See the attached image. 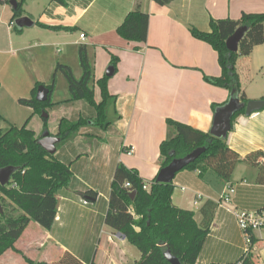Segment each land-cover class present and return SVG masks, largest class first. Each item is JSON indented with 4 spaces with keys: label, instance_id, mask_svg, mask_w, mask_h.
<instances>
[{
    "label": "crops",
    "instance_id": "0c3cea01",
    "mask_svg": "<svg viewBox=\"0 0 264 264\" xmlns=\"http://www.w3.org/2000/svg\"><path fill=\"white\" fill-rule=\"evenodd\" d=\"M64 1L62 5L53 0H25L23 16L30 17L33 25L21 30L15 28V19L11 20L13 8L8 3L9 23L0 24V120L10 121L11 117L18 122L28 114L33 116L32 109L17 100L29 97L37 82H52L56 64L67 63L66 53L56 54L54 50V46L62 44L65 50L69 48L71 56L72 51L76 56L78 47L85 45L90 61L89 47L93 46V70L97 71L94 80L104 75L102 70L110 65L111 55L117 56L115 72L107 81L110 96L105 115L110 124L101 129L89 123L77 133L88 149L76 151L74 136L57 146L55 155L70 162L72 178L68 188L57 194L53 225L47 230L29 222L15 242L16 250H11L19 252L22 259L13 260L8 250L0 262L23 264L24 257H28L53 263L67 251L83 264H132L140 258L139 250L104 223L114 169L122 163L135 169L145 182H151L160 169L159 145L167 136L168 118L209 132L214 113L211 105L227 102L230 94L203 80L204 75L221 74L217 53L208 43L195 39L189 28L209 31L211 18L238 19L243 12H264V0H172L165 5L153 0ZM136 8L149 14L147 40L141 44L127 42L116 33L125 15ZM235 68L246 99H263L264 85L250 88L248 77L264 69V44L238 57ZM49 69L53 70L52 77L47 75ZM96 95L95 91V98ZM98 96L97 102L99 89ZM68 97H53L52 102L58 104L47 109V118L58 105L69 107L81 101L63 102ZM2 102L21 114L17 117L13 111L7 113ZM84 103L77 114L62 117L90 115L91 109ZM57 131L58 123L49 133L56 135ZM226 143L241 158L264 151V108L249 116L243 113L235 117ZM130 148L132 153L128 155L125 151ZM256 177L257 169L245 162L235 165L228 183L211 171L185 169L175 175L172 202L193 211L198 224L202 218L200 207L208 200L217 203L195 264H235L246 249L254 264H264V238L253 232L256 241L247 248L241 234L233 231L237 227L235 211L254 212L264 206V185L257 184ZM229 185L234 187L231 202L219 204L220 195ZM88 190L96 195L87 194Z\"/></svg>",
    "mask_w": 264,
    "mask_h": 264
},
{
    "label": "trees",
    "instance_id": "16d2710c",
    "mask_svg": "<svg viewBox=\"0 0 264 264\" xmlns=\"http://www.w3.org/2000/svg\"><path fill=\"white\" fill-rule=\"evenodd\" d=\"M62 5L64 0H53ZM172 0H153L158 5H165ZM9 3V0H0ZM25 0H17V7L12 10L11 20L24 15ZM149 14L136 8L128 12L117 26L116 33L127 42L145 43L148 33ZM40 26L47 27L43 24ZM244 26L246 31L238 43L237 52H229L226 39L238 28ZM51 29L72 30L66 27H48ZM191 35L208 43L217 53V61L221 74L217 77L203 76V80L213 86L223 87L233 93L243 103L247 101L241 89L235 62L240 56H247L252 49L264 44V12L245 13L238 19L221 18L209 20V31L190 27ZM77 57L81 74L75 77L71 67L57 63L53 80L49 85L48 97L45 101L35 99L37 82L31 89L29 97H20V105L33 110L32 115L47 113V109L58 103L52 102L55 76L60 71L68 86L69 97L63 102L84 101L91 107L90 115H79L77 118H60L56 136L60 138L57 146L68 141L89 123L101 129H106L110 122L105 115V103L110 96L107 88L109 77L103 75L94 80L93 66L85 45H80ZM118 58L111 55L110 65L116 69ZM95 83L100 92V100L94 99V91L90 86ZM224 104V103H222ZM222 104L213 103V112ZM244 110L232 117V122ZM43 122L47 118L41 117ZM30 119V118H29ZM26 122L20 126H10L6 132L0 130V168L15 167V171L6 185L0 184V203L3 214L0 215V257L8 250H16L15 242L24 228L31 221L44 229L53 225L57 211V194L61 189H67L72 171L70 162H64L53 154H48L38 143L40 135L27 127ZM167 136L159 145L160 168L167 165L173 158H180L197 147L205 151L183 170H199L200 173L211 171L222 182L228 183L235 165L245 162L257 169L256 183L264 185V151L257 150L241 158L226 143V139L217 138L209 132L197 130L185 123L168 118L166 120ZM129 186H125V183ZM133 168L118 163L114 169L108 196V209L104 223L119 232L129 243L140 252V258L132 264H170L163 256L169 249L183 264H195L203 243L209 233L217 203L206 201L200 207L202 215L198 224L191 210L177 207L172 202L173 183H160L156 177L151 180L149 189ZM134 196L130 197V193ZM95 196L96 192H86ZM264 210V206L260 209ZM256 239L251 232V244ZM0 264H9L1 263ZM23 264H83L70 252L65 251L53 263L34 261L24 257ZM217 264V263H211ZM235 264H254L252 254L248 251Z\"/></svg>",
    "mask_w": 264,
    "mask_h": 264
},
{
    "label": "water",
    "instance_id": "95a60500",
    "mask_svg": "<svg viewBox=\"0 0 264 264\" xmlns=\"http://www.w3.org/2000/svg\"><path fill=\"white\" fill-rule=\"evenodd\" d=\"M10 6L15 9L17 7V0H9ZM33 22L28 16H20L14 20V26L17 30H21L23 27H30ZM246 31V27H238L225 42L226 48L229 52H237L238 43L243 37ZM115 69L112 65H109L104 75L106 77L113 76ZM49 89L40 84L37 87L35 99L37 101H45L48 97ZM264 108V98L259 100H247L245 103L241 102L237 96L233 93L230 94L229 99L224 104L218 106L213 113L212 125L209 130L210 135L226 139L228 132L232 127V117L234 114L240 110H244L246 116L259 111ZM48 114L43 112L41 117L47 118ZM60 142V138L56 135H51L49 131H44L41 137L38 139L37 143L48 153L55 154L56 145ZM204 147H197L191 152L180 158H173L167 165L160 168L157 175L156 181L160 183H171L175 175L183 170L187 165L195 161L203 152ZM15 167L6 166L0 168V184L6 185L10 181L12 173L15 171ZM134 196V192L130 193V197ZM3 214V207L0 203V215ZM164 258L170 264H183L180 260L171 254L169 249L163 252Z\"/></svg>",
    "mask_w": 264,
    "mask_h": 264
},
{
    "label": "rangeland",
    "instance_id": "374dc122",
    "mask_svg": "<svg viewBox=\"0 0 264 264\" xmlns=\"http://www.w3.org/2000/svg\"><path fill=\"white\" fill-rule=\"evenodd\" d=\"M3 4H6V3H3ZM1 2H0V24L2 21L6 22L7 24L9 23V18L10 16H8L10 14V7H9V4H6L7 6L5 7ZM54 50L57 52L56 54H61V51H62V54L67 55L66 57V61L75 77H79L80 74H81V69H80V66H79V62H78V57L77 55L73 56V51H72V56H71V52L69 51V48H67V50H65V47L62 45V44H57L56 46H54ZM76 50V49H75ZM89 54H90V57H91V63H92V66H93V46L89 47ZM108 67L105 66L102 70V74L105 72L106 68ZM52 72L53 70H48V74L49 77H52ZM97 72V71H96ZM94 72L93 70V74L97 75V73ZM101 74V75H102ZM94 75V77H95ZM52 79V78H51ZM96 80V79H95ZM248 85L250 88H253L255 87L256 85H264V69L262 72H252L249 77H248ZM45 85V84H44ZM90 86L93 88V91L97 92V95H96V98L94 97L95 101L96 99L98 100L99 96H98V87L95 83H93V81H91L90 83ZM3 92L5 93L6 92V89L3 90ZM68 93V86H67V81L64 77V75L58 71L56 76H55V84H54V91H53V94H52V98H56V99H64L68 96H66ZM28 95V92L27 94ZM30 96V94H29ZM25 97V96H23ZM27 97V96H26ZM84 103V101H78L76 102L73 106H64V105H58L55 109H51L49 111V117L47 118V120L45 122H43V120L41 119L40 116H36V114H34L32 117L28 114L24 120H20V121H16L15 118H11L9 117L8 119L10 121H14V122H10V121H1L0 120V127H1V132H6L10 126H16V127H20L22 126L27 119H29L28 123H27V127L31 128V129H34L37 134H40V136L43 134L44 131H54V129L56 128V125L58 123V119L62 116H73L75 114H77V112L79 111V109H81V105ZM84 104L87 105V103L85 102ZM2 105L6 108V112L7 113H12L13 111V115H16L17 117L21 114V112H15V110L12 108H10L8 105L6 104H3L2 102ZM88 106V105H87ZM89 107V106H88ZM22 108H25L22 106ZM91 109V107H89ZM33 111V110H32ZM16 113V114H15ZM31 113V112H29ZM48 114V113H47ZM15 123V124H13ZM74 142H75V146L74 148L76 149V151L80 152L82 150H85V149H88L89 146L87 144L86 141H83L81 140L82 138L78 135V134H74ZM72 136V137H73ZM191 202V200H190ZM189 202V203H190ZM33 222V221H31ZM33 224H35V222H33ZM236 224H237V221H236ZM235 230V231H234ZM233 231L235 232V234H241L240 236H242V241H243V246L246 247V243H245V240H244V237H243V234L241 232V229L238 227V224H237V227L234 229L233 227ZM23 241V239H19L17 244L18 246L21 244V242ZM16 244V245H17ZM10 254H12V259L13 260H21L23 256H21V254L19 252H14V251H9ZM244 254H246V251H244ZM2 258H4L3 256L0 258L1 260H3ZM15 260V261H16Z\"/></svg>",
    "mask_w": 264,
    "mask_h": 264
},
{
    "label": "built area",
    "instance_id": "2783aa9c",
    "mask_svg": "<svg viewBox=\"0 0 264 264\" xmlns=\"http://www.w3.org/2000/svg\"><path fill=\"white\" fill-rule=\"evenodd\" d=\"M13 25V22H11ZM80 37L83 38L84 35L80 34ZM126 154L130 155L132 153L131 148L125 151ZM125 186H129V183H125ZM144 189H149V184L143 185ZM184 190V188H182ZM234 192V187L227 186L224 192L220 195L218 200L219 204H227L231 202V197ZM201 195L198 194L197 198H200ZM235 218L238 224V227L241 229L247 248L251 244V232H257L261 237L264 238V210H258L254 212H248L245 210L235 211ZM263 234V235H261ZM248 249H246V252Z\"/></svg>",
    "mask_w": 264,
    "mask_h": 264
}]
</instances>
